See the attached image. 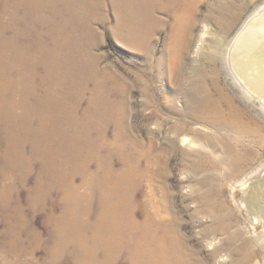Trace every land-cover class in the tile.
<instances>
[{"label": "bare ground", "instance_id": "bare-ground-1", "mask_svg": "<svg viewBox=\"0 0 264 264\" xmlns=\"http://www.w3.org/2000/svg\"><path fill=\"white\" fill-rule=\"evenodd\" d=\"M58 1L68 3L65 11L56 8ZM198 1L0 0V71L5 72L0 81V135L5 138L0 173L6 178L14 172L27 175L32 170V160H38V182L30 196L32 209H44L52 200V190L61 189L63 209L58 218L48 221L53 228V248L47 263H54L65 254L70 264H193L176 235L171 236L160 223L159 214L147 211L141 221L135 218L136 186L147 172L154 175L148 168H141L138 157L128 151L129 144L135 147L137 143L123 137L120 101H111L106 70L99 76L100 94L77 118L82 87L91 74H97L92 65L80 60L86 49L81 46L76 51L78 45L71 44L69 36L75 32L89 36L91 32L88 34L84 28H89L95 19L90 13L95 16L98 8L104 12L108 7L115 15L112 32L135 49L148 50L155 35L167 29L170 60L172 66L180 68L187 48L195 40ZM213 10L216 16L205 17L204 21L213 23L220 34L226 35L234 15L221 6ZM19 12L25 18L23 26ZM28 30V34L34 31L33 35L29 36ZM206 33L204 24L200 44L196 45L197 55L205 44L202 39ZM43 38H48L49 47ZM216 44L205 47L206 59L223 61L244 96L258 101L264 111V12L227 41V47L222 46L221 38ZM16 56L20 61H16ZM159 58L156 64L162 68ZM177 72L181 74L182 70L175 69L171 74ZM195 100L198 109L209 118L207 122L222 123L238 133L248 132L235 116L219 107L216 99ZM111 121L114 128L112 139L108 140L105 128ZM28 143L30 155L26 156ZM115 155L123 162L119 169L112 163ZM79 173L83 175L82 186L74 184ZM7 189L2 192L0 207L12 212L8 215V228L25 230L23 211L11 205ZM155 207L154 212H159ZM92 213L94 220L90 218ZM69 245L72 251L67 257ZM21 247L12 246L11 250L21 252Z\"/></svg>", "mask_w": 264, "mask_h": 264}, {"label": "rangeland", "instance_id": "rangeland-1", "mask_svg": "<svg viewBox=\"0 0 264 264\" xmlns=\"http://www.w3.org/2000/svg\"><path fill=\"white\" fill-rule=\"evenodd\" d=\"M67 4L55 3L60 11H65ZM196 6L195 40L187 48L180 68L172 66L167 29L155 35L148 50H139L117 39L112 32L115 15L108 7L104 12L98 8L95 16L91 12L95 19L89 24L90 29L84 28L91 34L75 32L69 36L71 44L78 45L76 51L81 46L86 49L80 60L92 65L97 74H91L82 87L76 116L81 118L83 108L100 94L99 76L106 70L111 101H120L123 137L137 143L135 147L129 144L128 151L138 157L141 168H148L154 175L147 172L136 186V220L141 221L147 211L159 214L160 223L171 236L176 235L193 264H264V111L258 101L244 96L223 61L205 57V47L216 46L220 38L222 46L227 47V41L263 13L264 0H199ZM218 6L234 15L226 35L220 34L213 23L204 21L205 17L216 16L213 9ZM19 18L23 26L25 18ZM204 24L208 33L202 39L204 53L197 55L196 45L200 44ZM43 30L46 37V29ZM30 32L27 34L33 35L34 31ZM43 41L49 47L48 38ZM159 57L162 68L156 64ZM16 61H20L19 56ZM175 69L182 70L181 74H171ZM2 73L5 72L0 71V81ZM208 97L216 99L219 107L235 116L248 132L238 133L222 123L207 122L209 118L198 109L195 99ZM113 128L111 121L105 128L106 139H112ZM2 136L0 156L5 140ZM25 153L30 155L29 143ZM115 156L112 163L119 169L123 162ZM31 164L27 175L13 171L6 178L0 173V198L8 188L7 198L11 205L22 209L25 227L8 228L7 219L12 212L0 207V264H70L65 254L56 262L47 263L53 248V228L48 221L58 218L63 209L62 191L53 189V201H48L44 209H32L30 196L38 182L40 163L32 160ZM76 176L74 184L82 186L83 175ZM155 206L159 212H154ZM20 245L21 252H12V246ZM70 250L71 245L67 247V257Z\"/></svg>", "mask_w": 264, "mask_h": 264}]
</instances>
